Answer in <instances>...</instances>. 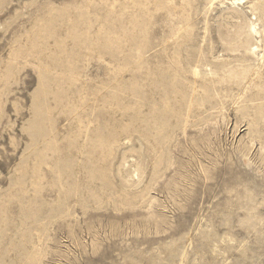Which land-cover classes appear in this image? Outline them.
<instances>
[{"label": "rangeland", "instance_id": "obj_1", "mask_svg": "<svg viewBox=\"0 0 264 264\" xmlns=\"http://www.w3.org/2000/svg\"><path fill=\"white\" fill-rule=\"evenodd\" d=\"M206 2L186 0L181 6L184 11L169 5L152 14L150 46L136 51L125 64L123 44L117 56L100 52L103 44L109 43V50L118 46L120 35L112 28L117 16L111 13L122 8L120 1L112 9L102 0H0V198L15 190L10 180L26 157L20 154L26 137L23 128L31 116V94L37 89L36 69L44 64V54L54 49L52 40L38 34L42 22L59 14L55 26L63 34L78 14L88 15L74 25L75 38L81 40L78 46L70 42L75 38L65 39L67 47L82 52L80 86L68 102L66 98L61 112L49 111L56 121L49 139L72 127L77 147L72 150L74 191L67 199L70 216L48 225L42 264H264V123L257 122L259 137L247 138V124L255 114L250 104L245 117L237 111L251 92L264 88V63L257 65L247 51L250 44L264 51V41H252L245 33L238 40L222 41L220 34L232 36L243 22L226 9L208 11ZM140 13L129 7L122 18L141 17ZM168 13L184 14L188 23L180 35L185 37L171 53L173 59L163 60L160 38ZM224 43L236 44L238 50H223ZM21 51L23 58H19ZM214 61L219 66L214 67ZM157 65L172 70L183 92L190 90L193 81L199 85L209 79L216 85L213 109L197 118L192 109L185 127L187 101L173 94L168 136L158 143L131 122L157 108ZM6 67L13 75L3 80ZM254 70L257 77L247 89ZM132 85L138 93L132 92ZM109 93L117 96V103L111 102ZM99 110H105L114 124L129 127L114 132L113 155L107 164L110 189L91 184L90 191L99 198L85 203L88 190L80 151L86 150L85 140L96 120L104 118ZM88 113L91 116L86 117ZM124 138L127 144L120 141ZM162 150L167 151L170 164L151 178L150 159ZM127 161H132L129 172L135 171L131 175ZM143 189L147 196L135 207L117 205L120 195ZM14 194L12 200L29 196Z\"/></svg>", "mask_w": 264, "mask_h": 264}, {"label": "bare ground", "instance_id": "obj_2", "mask_svg": "<svg viewBox=\"0 0 264 264\" xmlns=\"http://www.w3.org/2000/svg\"><path fill=\"white\" fill-rule=\"evenodd\" d=\"M102 1L108 2L112 9L117 1L123 3V6L119 11L113 10L115 12L111 13V15L115 13L117 16L115 26L112 28H115L120 35L118 46L114 50H109V43H106L100 47V52L117 56L121 53L119 46L123 44L122 57L125 64L136 51H141L150 46L149 36L153 24L149 18L152 14L164 10L169 5H174L173 7L176 8L180 7L184 11L181 6L186 2V0ZM129 7H136L142 16L130 15L123 20V13ZM204 8L208 11L226 9L236 20L241 19L239 23L243 22V25H237L232 36L220 34L219 37L222 41L238 40L242 33H245L248 39L252 41H264V0H207ZM260 9L262 13H260ZM168 14L166 31L160 38V45L163 47L161 50L163 60L173 59L172 55L179 39L185 37L184 35V37H180V35L188 23L184 14ZM58 16L59 14L55 13L45 19L38 32L39 36L42 34V37L52 40L54 49H50L44 54V64L36 69L38 70L37 89L31 94V116L23 128L26 137L24 138V148L20 154V157L24 155L26 157L14 169V176L10 180V186L15 188L14 193L21 192L26 195L29 194V196L26 197V200L20 198L12 200L11 197L16 196V194L9 192L0 198V264H42L47 248L46 243L49 239L48 225L54 220H63L70 216V212L67 210V199L72 196L74 191L72 150L76 149L77 143L72 127H67L60 137L49 139L55 130L56 122L49 111L61 112L67 105L68 96L75 93V90L80 86L82 52L80 49L76 52V48L67 47L65 39L75 38L74 25L79 19L88 15L78 14L76 16L77 21L67 24L63 34H60L55 26ZM142 18L145 20H141ZM36 21L40 22L41 20ZM80 41L76 38L70 40L73 47H77ZM223 50L235 52L238 50V45L233 44L229 47L227 43H224ZM247 51L255 56L257 65L264 63V51L257 44H250ZM23 53L20 52L19 58L24 57ZM212 59L217 60V58ZM213 65L214 67L219 66L218 62L215 61ZM197 68L198 66L193 69L194 77L198 75ZM155 70L154 89L158 95L155 103L157 108L148 110L145 116L131 119V122L135 123L137 128L148 132L158 143L168 136L166 123L169 119V110L173 106L171 96L181 94L183 101H187L186 118L183 125L185 127L192 109L193 118L202 117L213 109L211 95L216 85L209 79L199 85L193 81L190 90L183 92L177 84V81L180 80L171 74V69L157 65ZM12 75L13 71L9 67L1 72L3 80L10 79ZM249 76L250 79L246 81L247 89L253 79L257 77V70L252 71ZM66 82H69L68 88L63 86ZM131 89L134 93L139 91L135 85H132ZM187 93L189 94L187 95ZM110 94L108 95L111 102L117 103V96ZM142 100L143 102L146 101L145 98ZM248 104L251 105L250 109L255 114V118L247 124V138L253 139V137H259L261 133V131L256 130L257 122L262 120L264 123V88L251 92L245 98L243 106L237 110L243 117H245ZM102 113L104 118L99 117L92 132L87 135L84 145L86 150L80 151V154L84 156L81 169L84 178L83 184L85 190H88L85 203H95L99 198L97 194L90 191L91 184L97 183L104 189H110L111 182L107 164L113 155L114 132H124L129 127L128 123L114 124L105 110H99L98 114ZM85 115L86 117L91 116L90 113ZM80 124L79 122L78 125ZM120 141L123 142L122 144L129 142L126 138ZM40 143L43 144L39 146ZM166 153V150H162L158 156L151 157V178L170 164V159ZM129 162L132 161H127L128 172L132 168ZM132 173L135 171L132 170L128 174L131 175ZM144 192L143 189L139 193L120 195L116 200L117 205L124 208L135 207L146 195ZM147 201L149 203L151 199ZM9 253L13 254L9 256ZM180 264H183L182 261Z\"/></svg>", "mask_w": 264, "mask_h": 264}]
</instances>
